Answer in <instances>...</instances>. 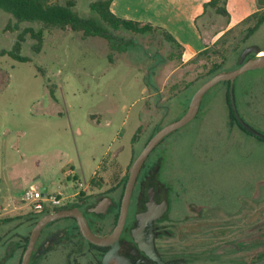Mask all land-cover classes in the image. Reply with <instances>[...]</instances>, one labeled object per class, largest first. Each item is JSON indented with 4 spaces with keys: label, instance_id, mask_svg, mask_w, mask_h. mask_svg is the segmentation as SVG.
Instances as JSON below:
<instances>
[{
    "label": "rangeland",
    "instance_id": "374dc122",
    "mask_svg": "<svg viewBox=\"0 0 264 264\" xmlns=\"http://www.w3.org/2000/svg\"><path fill=\"white\" fill-rule=\"evenodd\" d=\"M91 1L76 0L75 11L96 18ZM142 3L126 4L131 17H138L134 13ZM256 5L264 9V0L226 2L221 15L207 6L195 27L206 40L214 39L225 17L235 21ZM13 21L0 10V259L21 251L17 246L41 216L22 198L30 184L62 192L65 202L75 192L100 186L116 184L119 192L148 137L186 111L193 92L211 76L212 63L231 70L243 48H264V22L247 35L254 19L211 45L208 56L186 63L160 31L112 30L126 47L122 52L111 49L106 38L67 28L45 31L38 53L27 34L20 53L30 60L22 62L3 52L25 27L38 25L23 22L11 30L7 24ZM234 87L238 113L264 134V67L239 75ZM225 89L224 81L211 87L197 115L152 153L164 155L163 167L172 165L181 174L188 186L181 198L190 204H199L205 184L214 186L222 200L232 196L230 203L202 200L203 225L188 228L194 233L189 251L216 264L250 261L264 252V140L231 125ZM248 218L250 232L245 231ZM202 232L203 239L196 234Z\"/></svg>",
    "mask_w": 264,
    "mask_h": 264
},
{
    "label": "flooded vegetation",
    "instance_id": "af4514ba",
    "mask_svg": "<svg viewBox=\"0 0 264 264\" xmlns=\"http://www.w3.org/2000/svg\"><path fill=\"white\" fill-rule=\"evenodd\" d=\"M251 55L253 53L246 58ZM153 150L137 174L124 224L116 238L107 244H95L83 235L76 217L63 216L48 222L41 229L27 264H194L198 261L216 264L214 259L206 260L203 255L189 251V236L194 233H189L188 228L203 223L202 200L207 198L228 203L232 196L227 195L222 200L214 186L205 184L201 187L203 193L196 198L199 204H190L186 201L189 199L181 198L188 188L181 174L172 165L163 167L166 161H163L164 155H153ZM204 190L209 193L205 195ZM80 191L65 202L63 205L66 207L61 209H78L92 235L100 238L108 236L115 228L120 214L122 195L118 192V186L113 184L103 189L100 186L85 192V197L77 198ZM49 212L39 214L42 216ZM179 212L180 218L177 216ZM147 213L148 216H145ZM228 214L237 216L236 213ZM246 223L245 231L250 232V218L246 219ZM225 228H228L225 231H229V227ZM31 229L27 234L28 239ZM196 234H200L203 239V232ZM241 242L245 248L250 245L246 240ZM27 243L28 240L25 245L24 241L21 242L17 246L21 251L15 255H6L0 259V264H21ZM233 261L232 264H243L252 260Z\"/></svg>",
    "mask_w": 264,
    "mask_h": 264
},
{
    "label": "trees",
    "instance_id": "16d2710c",
    "mask_svg": "<svg viewBox=\"0 0 264 264\" xmlns=\"http://www.w3.org/2000/svg\"><path fill=\"white\" fill-rule=\"evenodd\" d=\"M112 0H94L89 3L90 11L96 16L95 17H81L75 11L76 0H0V10L7 12L11 18L14 20L13 23L7 24V27L11 30H17L20 23L28 22L31 24L38 25V28L32 26L25 27L17 35V38L14 41V44L10 50H6L3 54H8L13 59L18 61H29L30 58L24 56L20 53L22 43L25 40L27 34H29L31 39H34L32 44V49L34 52H39L43 46L44 42V32L52 31L54 29L65 30L67 28L82 32L84 36H100L106 38L109 41L111 49L116 51H125L126 47L123 43L118 41V36L114 35L112 30H126L137 33H145L149 31H160L163 37L172 43L174 47L178 48L181 51V45L163 28L158 26H153L150 23H142L136 20L125 19L116 16L110 10V3ZM227 0H210L206 6H211L216 13L224 14L226 13L225 4ZM254 19L252 26L248 28L247 35L252 34L258 27L264 22V9L262 6H259L258 10L248 15L246 18L240 22L241 24L247 23L250 20ZM234 29V28H232ZM232 29L224 32L220 35L217 40L212 44H216L226 33H229ZM211 45L201 50L196 54V56L190 60V62L197 60V58L202 56H208L211 52ZM264 50V48L262 49ZM254 55V54H253ZM251 55V56H253ZM181 58L179 53L178 59ZM219 63H212L209 68V73L212 76L218 71H221ZM226 84L225 89V101L228 108L229 122L231 125H235L245 133H248L244 130L238 123L230 105L228 98V89L229 81H224ZM235 92V87H234ZM161 126H157L153 133L148 137L150 138L155 131ZM254 136V135H252ZM257 139L259 137L254 136ZM146 143V142H145ZM128 174L125 176L121 182L120 196L123 193L126 179ZM86 194L83 191H80L77 198L85 197ZM66 207V205L56 206V207H46L41 213L58 210ZM50 208V209H49ZM38 217H35L34 221ZM33 221V223H34ZM24 245L28 240V235L24 238ZM264 257V252L257 255L252 261Z\"/></svg>",
    "mask_w": 264,
    "mask_h": 264
},
{
    "label": "water",
    "instance_id": "95a60500",
    "mask_svg": "<svg viewBox=\"0 0 264 264\" xmlns=\"http://www.w3.org/2000/svg\"><path fill=\"white\" fill-rule=\"evenodd\" d=\"M262 52V49L258 46H247L242 49L239 60L238 66L231 69V70H221L210 76L204 82H202L197 89L193 92L189 99V103L187 106L186 111L177 119L169 121L168 123L162 125L158 128L155 133L147 140L141 151L137 154L134 158L131 166L129 168L128 177L125 182L122 199H121V206H120V214L118 218V222L113 229V231L106 237L100 238L92 235L87 227L86 221L82 215V213L76 208H66L61 209L56 212H49L42 215L32 227L28 243L26 249L22 255V262L21 264H27L28 260L31 255V251L35 240L40 233L41 229L50 221L63 217V216H73L78 219L80 228L83 232V235L89 239L91 242L99 245L107 244L112 239L116 238V236L120 233L122 226L124 224V219L126 215V211L128 208V203L131 197L132 189L137 177V174L144 163L145 159L149 155V153L160 143V141L165 138L168 134L172 131L186 125L189 123L198 113L202 99L204 94L214 85L222 81H229V89H228V98H229V105L239 123V125L246 130L248 133L259 137L264 140V134L257 131L255 128L247 124L244 119L240 116L237 110L236 101H235V92H234V82L235 79L243 74L248 70L258 69L264 67V54L260 55L259 53ZM250 53L254 55L251 57L246 58V56ZM41 191L43 194H46L47 187L42 186ZM153 215V212H152ZM148 216V213L145 215ZM153 217V216H152ZM243 264H264V257L243 263Z\"/></svg>",
    "mask_w": 264,
    "mask_h": 264
},
{
    "label": "crops",
    "instance_id": "0c3cea01",
    "mask_svg": "<svg viewBox=\"0 0 264 264\" xmlns=\"http://www.w3.org/2000/svg\"><path fill=\"white\" fill-rule=\"evenodd\" d=\"M129 1L112 0L110 10L118 17L150 23L166 30L182 47L180 51L181 63L190 62L198 52L212 45L220 35L229 29L235 28L244 18L259 8V5H256L235 21H231L229 15L227 17L222 15L225 17V24L217 30L214 39L206 40L202 31L196 29L195 24L199 23L206 15L209 8L206 4L210 0H142V8L139 11H134V14L138 16L136 18L130 16V10L126 7ZM226 2L231 4L233 0H227ZM46 187L48 190V186ZM82 191L85 192V189ZM55 193L63 196L60 191Z\"/></svg>",
    "mask_w": 264,
    "mask_h": 264
},
{
    "label": "built area",
    "instance_id": "2783aa9c",
    "mask_svg": "<svg viewBox=\"0 0 264 264\" xmlns=\"http://www.w3.org/2000/svg\"><path fill=\"white\" fill-rule=\"evenodd\" d=\"M23 200L28 202L36 212H42L47 206L56 207L62 206L66 197L60 194L50 193L48 190L44 195L41 191V186L30 184L23 191Z\"/></svg>",
    "mask_w": 264,
    "mask_h": 264
},
{
    "label": "bare ground",
    "instance_id": "6f19581e",
    "mask_svg": "<svg viewBox=\"0 0 264 264\" xmlns=\"http://www.w3.org/2000/svg\"><path fill=\"white\" fill-rule=\"evenodd\" d=\"M259 54L262 55V54H264V53H263V52H260Z\"/></svg>",
    "mask_w": 264,
    "mask_h": 264
}]
</instances>
